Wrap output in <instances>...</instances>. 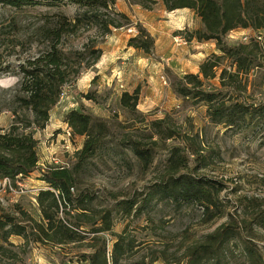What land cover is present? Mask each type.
I'll list each match as a JSON object with an SVG mask.
<instances>
[{"label":"rangeland","instance_id":"rangeland-1","mask_svg":"<svg viewBox=\"0 0 264 264\" xmlns=\"http://www.w3.org/2000/svg\"><path fill=\"white\" fill-rule=\"evenodd\" d=\"M37 1L38 5L21 10L0 6L1 134L13 125L24 131L22 118L25 115L30 119L32 117L20 109L17 95L21 69L46 47L42 29L53 26L59 14L70 20L76 15V8L64 0ZM119 1L120 8L126 10L127 25L112 28L111 34L104 36L95 25L84 21L73 34L64 35L61 39L60 47L69 58L70 80L63 86L56 105L51 108L46 127L38 131L25 129V132L33 131V138L37 141L38 164L73 168L76 152L82 148L84 138L72 137L64 118L71 109H83L104 121L107 131L103 148L76 174L73 193L76 197H86L89 208L86 216L89 218L94 217L96 212L113 211L112 232L122 235L123 248H130L119 264H185L189 248L203 242L207 235L229 220L240 227L242 235L251 240L264 261V230L255 226L250 236V232L244 229L250 220L245 214L255 212L253 209L245 212L244 206L248 202L255 206L264 204V125L243 133L214 125L203 102L183 99L173 92L172 87L184 75L198 74L197 60L205 61L213 54L221 55L212 41L203 42L201 44L206 45L198 48H195V40L189 41L190 32L201 28L199 19V23H193L189 29L179 27L171 33L169 40L172 42L170 45L175 44L172 36L184 41L185 44L177 43L180 44L177 48L189 64L176 59L165 64L163 60L171 57V47H163L162 55L156 54L155 47L151 54H144L127 46L129 38H132L127 30L137 32L141 27L148 33V28L143 25L145 18L154 25L162 21L160 32H170L172 28H178L170 25V20L176 16L165 10L162 0ZM182 11H178L181 21L185 19L181 16ZM194 17L197 16L194 14ZM121 22L125 24L123 20ZM231 33L225 38L229 46L247 44L252 40L262 43L258 66L248 74L240 73L238 85L223 88L218 80L221 70L234 73L231 61L224 59L215 71L216 78L203 82L202 90L222 92L227 102L236 99L247 106L264 105V30L237 29L234 34ZM245 37L247 40L243 39ZM211 43L214 48L210 47ZM94 49H100L102 55L97 64L87 67L92 59L89 50ZM112 50L116 57H113V63L108 64L107 53ZM195 52L202 55L190 56ZM73 64H82L78 75L73 74L76 70ZM159 76L166 79V86ZM135 89H139L137 109L144 117H132L120 106L123 91L132 93ZM160 120H163L162 130L167 128L175 132L171 139H159L151 122ZM133 141H141L151 151L152 163L147 169H143L130 151L129 145ZM191 148L197 149L203 159L195 162ZM174 149L180 150L186 158L188 167L183 170L184 173L209 180L220 188L219 202L223 215L207 221L198 206L178 208L170 202L155 200L146 205L142 213H132L129 217L115 211L119 209L118 203L123 201L136 200L137 207L141 206L153 184L167 170V161ZM39 176L38 172H34L27 178L18 177L12 183L13 191L0 189V217H12L15 224L26 227L34 236H41L35 233L34 227L35 222L41 221L36 196L47 189ZM71 208L60 209L56 220L77 222V211ZM82 219L78 233L84 239L69 244L35 242L31 235L28 239L12 235L5 241L0 232V264H85L80 256L91 252L93 237L89 233L91 226L85 223L86 218ZM98 238L107 241V257L111 256L117 238L109 234L98 235ZM244 261L240 248L233 244L227 264H246Z\"/></svg>","mask_w":264,"mask_h":264},{"label":"trees","instance_id":"trees-1","mask_svg":"<svg viewBox=\"0 0 264 264\" xmlns=\"http://www.w3.org/2000/svg\"><path fill=\"white\" fill-rule=\"evenodd\" d=\"M66 4L76 8V15L72 20L65 15L56 16L55 24L51 27L44 26L42 37L46 47L27 66L20 71V81L17 99L20 109L31 114V119L25 115L21 120L24 131H19L18 126H11L5 133H0V180L10 179L15 181L18 177L27 178L32 173H39V180L45 184L46 190H41L36 196V203L41 213V221L35 222L34 236L27 228L15 224L12 217H0V232L5 241L14 235L28 239L31 235L33 241H48L58 245L82 241L84 238L78 233L82 227V218L91 226L89 233L92 235L91 252L81 255L85 264H119V261L130 252V248H123L122 235L112 232V210L96 212L94 217H87L88 205L86 197L74 195L76 174L86 162L95 156L103 147L106 134V123L94 118L83 109H71L65 114L64 123L72 132V137L84 138L82 148L76 152V164L73 168L57 166H40L37 156V141L33 138V131L25 129L43 130L49 121L50 110L59 100L63 86L70 80V64L68 56L60 47L64 35L73 34L81 23L87 21L98 28L101 35L111 34V29H119L128 24L127 17L114 9L116 0H64ZM37 0H0L1 7L21 10L24 7L38 5ZM165 10L172 12L179 9H190L200 20L201 28L189 34V41L198 43L212 41L216 50L221 54L211 55L199 65V73L187 74L180 78L172 87L175 94L183 99H194L203 102L207 108V115L214 125H222L237 133L253 130L254 127L264 125V105L247 106L241 101L232 99L227 102L222 92H206L202 90L203 82L216 78V69L222 60L229 59L234 73L222 69L218 80L226 86H234L238 82L240 73L248 74L251 69L258 66L262 56V43L250 41L247 44L229 46L226 37L237 29L264 30V0H162ZM49 21V19L47 18ZM124 21L123 24L121 21ZM129 48L151 54L154 47L153 38L143 28L138 27L137 35L129 38ZM92 67L99 61L102 52L100 49L89 50ZM75 55L77 53H74ZM77 56H81L78 54ZM82 64H73V72L78 75ZM73 75V76H74ZM227 80V82H226ZM225 81V82H224ZM238 85V84H237ZM91 99L90 96H86ZM139 89L132 93L123 92L120 96V106L132 117H144L137 109ZM16 114V113H15ZM15 118L18 119V116ZM163 120L151 122L157 129L159 139H171L175 135L171 129L163 128ZM263 127V126H262ZM130 151L139 160L143 169L152 163L151 151L141 143L133 141L129 145ZM195 155L194 161L203 159L199 151L191 148ZM180 150L174 149L169 156L167 170L152 186V190L137 207L136 200L119 202V211L129 217L132 213H142L141 210L150 205L152 201L170 202L178 208L185 205H195L201 208L207 221L221 217L223 210L219 202L220 188L209 180L197 178L187 172V161ZM183 171V173H180ZM85 198V199H84ZM250 201V200H247ZM263 202V201H262ZM77 204V205H76ZM77 211V222L66 223L56 220L60 209L70 208ZM245 212L249 209L253 213L245 214L250 218L244 229L253 233V227L264 230V204L255 206L252 202L244 206ZM114 211V212H115ZM244 212V213H245ZM99 223V226H96ZM243 223H247L246 221ZM241 229L233 220L217 228L207 235L204 241L198 243L187 253L185 264H227L231 246L235 244L240 248L246 264H264L260 252L250 239L243 236ZM109 234L117 238L113 244L111 256L107 253L106 240L98 235ZM249 236V237H250ZM2 238V239H3Z\"/></svg>","mask_w":264,"mask_h":264},{"label":"crops","instance_id":"crops-1","mask_svg":"<svg viewBox=\"0 0 264 264\" xmlns=\"http://www.w3.org/2000/svg\"><path fill=\"white\" fill-rule=\"evenodd\" d=\"M120 5H121L120 1L116 0L114 9L115 10L117 9L119 13L124 14V12L126 10L123 7L120 8ZM182 10L183 11L181 12L182 13L181 16H182V18L183 17L185 18L182 21L179 19V15H180V13L178 12L179 10H175V11L171 12V13H173V16H176V17L173 18L172 20H170V25L171 26L173 25L174 27L178 26V28H172L170 30V32H167V31L166 32H164V31L160 32V30L162 28V25H161L162 21H159L158 23H156L157 25H154V24L149 23L148 20H145V18H144L145 22H143V25L148 28V33L154 40V47L156 50V54L162 55L161 51L163 50V47H165L166 45L168 46V47H166V49L171 47L170 52H169V55H171V57L165 58V60H163L165 64H168L169 60H172V59H176L177 61L180 60V62L183 64H189V61H186L185 56H181V54L178 52L179 49L177 47H179L180 44L175 43L173 45H170V43H172V42H169L171 33H173L176 30H179L180 29L179 27L185 26L187 29H189V28H191L193 23H195V24L199 23L198 18L194 17V12H191L190 9H182ZM124 15H126V14H124ZM141 19H142V17H141ZM168 19H169V17H168ZM168 19H165V20H168ZM194 29L196 30L198 28H194ZM114 31H116V30H114ZM232 33L234 34V31ZM173 38L175 39V37L172 36V39ZM196 44H197V46H195V48L202 47L203 45H206V44H201L198 42H196ZM210 47L214 48V45L211 43ZM183 50L184 49L182 48L181 51L183 52ZM114 52L115 51L112 50L111 52L107 53L108 54L107 57H106V55L104 56V57H106L108 64L113 63V57H116ZM212 53H216V52L212 50ZM198 55H202V53L195 52V53H192L190 56L198 57ZM197 59H200V58H197ZM197 61H199V63H198L199 65L203 62V60H197ZM199 68L200 67H198V73H199ZM159 78H160V76H159ZM121 86H123V85L121 84ZM126 91L130 92L129 90H126ZM123 92H125V90Z\"/></svg>","mask_w":264,"mask_h":264},{"label":"built area","instance_id":"built-area-1","mask_svg":"<svg viewBox=\"0 0 264 264\" xmlns=\"http://www.w3.org/2000/svg\"><path fill=\"white\" fill-rule=\"evenodd\" d=\"M127 33L130 35V36H132V37H134V36H136L137 35V32L135 31V30H133V29H128L127 30ZM244 40H247L246 39V37L245 38H243ZM174 41H175V43H184V41L180 38V37H178V38H175L174 39ZM185 44V43H184ZM160 80L162 81V84L164 85V86H166V84H167V82H166V79L163 77V76H160ZM69 135V134H68ZM15 182V181H14ZM12 183H13V181H11L10 179H2V180H0V189H5V188H7L9 191H13L12 189ZM18 185V184H17ZM21 186V185H20Z\"/></svg>","mask_w":264,"mask_h":264}]
</instances>
